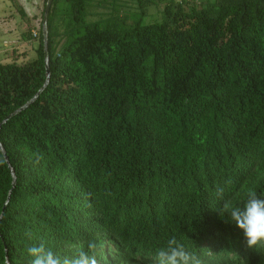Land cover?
Returning a JSON list of instances; mask_svg holds the SVG:
<instances>
[{
  "label": "trees",
  "instance_id": "trees-1",
  "mask_svg": "<svg viewBox=\"0 0 264 264\" xmlns=\"http://www.w3.org/2000/svg\"><path fill=\"white\" fill-rule=\"evenodd\" d=\"M46 1L33 56L0 61V264L90 240L98 264H154L173 236L203 264H264L218 212L264 199V0H52L47 57Z\"/></svg>",
  "mask_w": 264,
  "mask_h": 264
},
{
  "label": "clouds",
  "instance_id": "clouds-1",
  "mask_svg": "<svg viewBox=\"0 0 264 264\" xmlns=\"http://www.w3.org/2000/svg\"><path fill=\"white\" fill-rule=\"evenodd\" d=\"M41 157L37 155V162ZM216 194L223 197L224 189L217 187ZM219 215L227 216L228 220L242 230L248 248H264V199L258 198L254 188L246 190V198L242 202L234 203L232 199L223 201ZM26 235H31L26 233ZM74 247L69 245V248ZM26 254L30 257V264H98L97 244L87 242V250H80L73 255H60L41 241L38 245L26 246ZM154 264H203L201 258L188 250L175 236L169 238L166 247L157 248L151 257Z\"/></svg>",
  "mask_w": 264,
  "mask_h": 264
},
{
  "label": "rangeland",
  "instance_id": "rangeland-1",
  "mask_svg": "<svg viewBox=\"0 0 264 264\" xmlns=\"http://www.w3.org/2000/svg\"><path fill=\"white\" fill-rule=\"evenodd\" d=\"M32 17L31 24L20 17L12 0H0V61H25L33 56L31 44L25 41L22 33L28 28L35 33L40 27L42 0H16ZM163 3L152 5L142 23L158 21L161 18ZM43 26V21H42Z\"/></svg>",
  "mask_w": 264,
  "mask_h": 264
},
{
  "label": "water",
  "instance_id": "water-1",
  "mask_svg": "<svg viewBox=\"0 0 264 264\" xmlns=\"http://www.w3.org/2000/svg\"><path fill=\"white\" fill-rule=\"evenodd\" d=\"M52 0H47L45 3V7H44V12H43V26H42V33H43V40H44V53L45 56L47 57V43H46V29H45V23H46V18H47V14L50 8V4H51ZM46 72L48 73V67H47V59H46ZM19 110V109H18Z\"/></svg>",
  "mask_w": 264,
  "mask_h": 264
}]
</instances>
